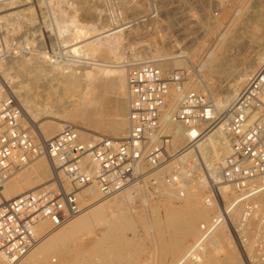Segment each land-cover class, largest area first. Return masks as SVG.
Instances as JSON below:
<instances>
[{"label": "built area", "instance_id": "1", "mask_svg": "<svg viewBox=\"0 0 264 264\" xmlns=\"http://www.w3.org/2000/svg\"><path fill=\"white\" fill-rule=\"evenodd\" d=\"M123 63L128 66V125L121 138L100 133L83 140L78 126L68 124L41 140L24 125L19 102L0 79V188L39 156L52 167L49 186L0 204V256L7 264L17 263L46 233L77 216L87 186H95L101 198L126 194L132 201L157 197L169 187L180 200L201 182L204 204L218 207L210 229L226 223L247 264H264V202H257L264 193V60L221 112L206 93L189 87L190 70L163 71L156 60ZM170 88L178 98L165 120ZM168 121L179 127V144L166 130ZM218 129L228 152L209 162L199 146ZM240 205L239 220L233 222L230 215ZM254 216L258 229L248 253L245 229ZM45 222L48 228L39 231Z\"/></svg>", "mask_w": 264, "mask_h": 264}, {"label": "bare ground", "instance_id": "2", "mask_svg": "<svg viewBox=\"0 0 264 264\" xmlns=\"http://www.w3.org/2000/svg\"><path fill=\"white\" fill-rule=\"evenodd\" d=\"M121 1L124 4V11L140 9L142 5L136 2L130 6L126 1ZM74 17L70 22L76 28L75 39H84L75 41L76 45L72 44V48L67 52L90 61L84 62L85 59H82V62L79 60V64H76L75 60H69L67 63L61 60L62 64L56 63L57 61L51 60L49 50L38 51L28 58V52L26 57H21L25 55L23 53L21 56L19 54V57L13 55L5 58L6 61L0 60L1 85L19 102L24 125L28 124L27 119L29 120L30 116L37 115V112L41 114L39 131L28 126L30 132L41 140L57 135L68 124L78 126L80 138L83 140L100 133L121 138L125 136L128 125L126 120L128 66L124 63L120 65L121 49L129 42L131 34L139 31L137 25L144 20L140 21L139 17L140 22L130 20V26L104 29L103 26L95 24L77 25ZM206 28L212 30L209 24ZM234 40L228 27L218 36L217 42L215 41L213 47L205 53L208 74H204V78L202 73L205 70L204 63L199 62L195 68L190 59L192 51H180L177 55L167 54L161 58L135 56L126 62L130 65L156 60L160 65L163 64L164 71L168 63L172 64V67L169 65L172 71L191 68L194 74L189 78V87L207 93L210 91L209 86L214 75L232 71L230 63L224 60L226 57L223 51L227 41L232 43ZM263 60L264 51H261L252 61L246 63L237 76L235 75L234 82L229 84L228 93L222 97L219 104V97H211L217 111L221 112L227 108ZM17 75L26 78L29 83H25L30 86L27 87L23 82L24 85L17 84L14 81ZM34 92L39 96L38 101ZM177 98L178 94L170 88L163 119L169 120ZM169 108L171 110L168 115H164ZM166 130L175 134L176 144L181 142L178 125L168 121ZM220 133L223 134L218 129L208 134L199 146L201 154L209 162L217 161L228 152L227 140H222ZM51 170V164L45 156L35 158L30 164L15 172L0 188V204L26 191L49 186ZM163 190L171 194L169 187H164ZM202 191L203 183L199 182L186 189L190 202L183 206H162L165 216L161 223L154 218L159 210L149 198L141 199L142 205L139 210L143 219L138 220L132 215L130 208L119 200L120 195L125 194L101 198L95 186H87L81 191L83 210L61 228L46 233L37 245L15 264H242L240 257L245 260V256L229 226L220 223L213 230L210 229L211 219L218 213V207L217 205L207 207L203 202ZM97 197L98 201H94ZM257 202L259 204L264 202V193L257 197ZM241 212V205L232 211L230 217L233 222L239 220ZM47 228V222L38 226L39 231ZM257 229L258 222L254 216L245 229L244 248L247 252H250ZM128 232L131 233L130 236L127 235ZM189 237L192 242L185 243ZM146 241L149 242V247H145ZM235 251L239 252L240 257ZM134 254H138V257H134ZM0 264H7L2 256Z\"/></svg>", "mask_w": 264, "mask_h": 264}, {"label": "rangeland", "instance_id": "3", "mask_svg": "<svg viewBox=\"0 0 264 264\" xmlns=\"http://www.w3.org/2000/svg\"><path fill=\"white\" fill-rule=\"evenodd\" d=\"M124 1L130 6L140 2L142 4L140 9L142 10L132 8L124 11V4L121 0H0V60L8 59L13 55L14 57L16 55L19 57V54L21 56L22 53L25 55L21 57L28 55V58L30 57L29 55L38 51L47 52L49 50L51 60L57 61L56 63L61 62L60 64H62V61L67 63L69 60H75L76 64H79V60L82 62L84 59V62H88L90 61L89 59L67 52L76 43L75 41L84 39H75L76 28L70 22L75 15L74 18L77 25L88 26L95 24L103 26L104 29L115 27H117L116 29H121L123 25H128L130 20L135 22L144 20L142 21L143 23L137 25L139 26V31L131 34L129 42L121 49L122 60L120 65H123V61L132 59L135 56L161 58L167 54L177 55L180 51H192L190 59L194 67L197 68L201 61L204 63L205 70L202 71L204 78V74H208L205 53L213 47L218 36L228 27L230 36L235 40L232 43L227 41L223 54L226 57L224 60L230 63L232 71L214 75L209 86L210 91L206 93L210 98L212 96L214 98L219 97V104L222 97L228 93V86L234 82L239 70L246 63L252 61L258 52L264 51V0ZM207 24L211 26V31L206 28ZM161 65V68H164L163 64ZM169 65L172 67V64L168 63L165 67L167 72L172 71ZM10 71L12 72V69ZM190 73L191 75L194 74L191 68ZM11 74L14 75V73ZM16 77L17 81L15 79L14 81L17 84L22 82L29 83L22 75H17ZM23 83L22 85H24ZM28 83H25L27 87L30 86ZM33 94L36 96V92ZM37 96L36 100L38 101L39 96L38 98ZM171 108L164 115L167 116ZM220 108L223 109L221 106ZM39 114L37 112V115L32 116L33 118L30 116L29 120L27 119L28 124L25 126H30L31 129L39 131L38 124L42 120L40 118L41 114ZM221 139H226L223 134H221ZM187 194L186 192V198L184 196L179 200L175 197L172 190L171 194H169V192L166 193L162 189L157 197L149 198L150 202L159 210L154 215L155 220L163 222L165 215L164 207L162 206H183L190 202L191 199L188 198ZM119 200L128 209L130 208L135 218L138 220L143 219L142 212L139 210L142 200L132 201L126 194L120 195ZM94 201H98V197ZM88 204L89 202L86 205ZM250 227L252 226L250 225ZM252 228L254 229V227ZM127 235L130 236L131 233L128 232ZM186 240L185 243L192 242L191 237ZM144 245L145 247L150 246L148 241L144 242ZM251 250L252 247L250 252ZM235 253L240 257L238 251H235ZM134 257H138V254H134ZM240 260L242 264H247L246 258L244 260L240 257Z\"/></svg>", "mask_w": 264, "mask_h": 264}]
</instances>
